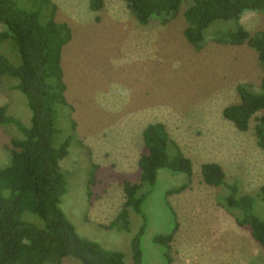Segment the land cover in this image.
<instances>
[{
    "label": "rangeland",
    "instance_id": "rangeland-1",
    "mask_svg": "<svg viewBox=\"0 0 264 264\" xmlns=\"http://www.w3.org/2000/svg\"><path fill=\"white\" fill-rule=\"evenodd\" d=\"M53 1L57 19L73 31L62 65L78 124L74 140L84 145L72 146L61 164L68 178L63 208L78 233L125 252L132 262L134 237L146 223L143 264H261V247L218 202L223 188L207 185L201 171L204 163L216 162L229 178L242 180L244 192L264 185V149L255 130L260 114L245 131L223 116L225 107L239 101V84L259 89L264 69L258 52L247 43L193 47L184 35V5L167 24H141L126 0H103L97 10L91 0ZM240 21L251 33L264 31V14L246 12ZM234 23L217 20L212 26ZM5 78L0 106L29 123L25 97L11 88L14 78ZM155 122L167 126L192 160L193 174L160 169L143 214L129 210L125 230L114 221L127 201L125 183L142 182L143 130ZM16 130L0 126V165L9 161ZM258 210L264 218V202ZM160 235L173 237L160 244Z\"/></svg>",
    "mask_w": 264,
    "mask_h": 264
},
{
    "label": "trees",
    "instance_id": "trees-1",
    "mask_svg": "<svg viewBox=\"0 0 264 264\" xmlns=\"http://www.w3.org/2000/svg\"><path fill=\"white\" fill-rule=\"evenodd\" d=\"M126 2L141 24L153 19L167 24L184 5V35L193 47L201 49L209 41L247 43L258 52L264 69V31L251 33L240 21L246 12L264 14V0ZM102 3L91 0L90 6L97 10ZM57 10L53 0H0V79H15L11 88L23 94L30 111L29 123H25L11 115L7 106H0V126L14 127L18 133L11 139L8 163L0 165V264H63L66 259L79 264H143L141 234L146 223L134 237L131 262L125 252L80 235L63 208L68 178L61 162L72 146L74 149L84 143L82 140L76 144L74 140L78 124L67 97L62 65L63 49L72 40L73 31L67 22L57 19ZM217 20L235 23L231 28L212 26ZM237 92L239 101L225 107L223 116L245 131L253 117L260 114L256 139L264 149V77L259 89L246 83L239 84ZM143 141L139 159L142 182L125 183L127 201L114 221L122 229H128L129 210L143 214V203L160 169L193 174L192 160L164 123H149L143 130ZM201 171L207 185L223 188L218 202L261 247L264 264V218L258 210V202H264V185L252 193L244 192L242 180L229 178L216 162L204 163ZM143 218L146 220L145 214ZM172 237L160 235L158 243L165 244ZM167 247V261L171 262L170 245Z\"/></svg>",
    "mask_w": 264,
    "mask_h": 264
}]
</instances>
